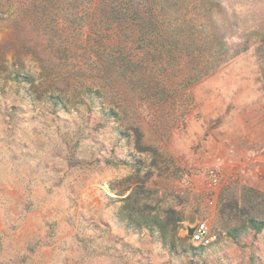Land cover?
<instances>
[{
	"label": "rangeland",
	"instance_id": "obj_1",
	"mask_svg": "<svg viewBox=\"0 0 264 264\" xmlns=\"http://www.w3.org/2000/svg\"><path fill=\"white\" fill-rule=\"evenodd\" d=\"M155 4L0 0V264H264V0Z\"/></svg>",
	"mask_w": 264,
	"mask_h": 264
},
{
	"label": "trees",
	"instance_id": "obj_2",
	"mask_svg": "<svg viewBox=\"0 0 264 264\" xmlns=\"http://www.w3.org/2000/svg\"><path fill=\"white\" fill-rule=\"evenodd\" d=\"M150 7L149 13L144 14L142 12L141 14L133 13V14H126L123 13L121 15V19H127L130 20V24H132L133 28H139V27H145L147 26V23L152 24L151 33H154L152 37H154L157 40H163L164 42V48L166 47V52L170 56L172 60H176L177 58L181 59L183 58V54L186 56H192L197 53V51L194 49V39L193 35L191 33H188L186 26H188L189 23H191V20H186L183 18L179 24H177V28H171L170 30L163 29L160 24H162L164 21L160 19L159 12L154 13L153 6H157L155 4L156 0H145ZM152 8V9H151ZM170 18V17H169ZM176 64V62H175ZM206 67H209L207 65ZM201 70V69H200ZM196 71V79L199 77H202L209 73V70L203 71V70ZM194 76V75H193ZM192 80V79H190ZM264 224H259L258 230L262 229Z\"/></svg>",
	"mask_w": 264,
	"mask_h": 264
},
{
	"label": "built area",
	"instance_id": "obj_3",
	"mask_svg": "<svg viewBox=\"0 0 264 264\" xmlns=\"http://www.w3.org/2000/svg\"><path fill=\"white\" fill-rule=\"evenodd\" d=\"M215 180L213 181V183ZM193 243L201 246H210L218 241V235L205 223H199L192 229L190 236Z\"/></svg>",
	"mask_w": 264,
	"mask_h": 264
},
{
	"label": "water",
	"instance_id": "obj_4",
	"mask_svg": "<svg viewBox=\"0 0 264 264\" xmlns=\"http://www.w3.org/2000/svg\"><path fill=\"white\" fill-rule=\"evenodd\" d=\"M191 234H192V230L189 231V235H190V236H191Z\"/></svg>",
	"mask_w": 264,
	"mask_h": 264
}]
</instances>
